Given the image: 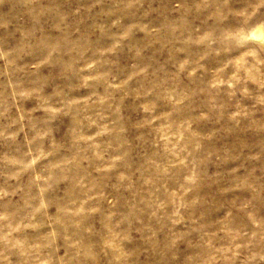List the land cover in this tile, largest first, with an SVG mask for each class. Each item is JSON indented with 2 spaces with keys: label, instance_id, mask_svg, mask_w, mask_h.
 <instances>
[{
  "label": "rangeland",
  "instance_id": "obj_1",
  "mask_svg": "<svg viewBox=\"0 0 264 264\" xmlns=\"http://www.w3.org/2000/svg\"><path fill=\"white\" fill-rule=\"evenodd\" d=\"M0 264H264V0H0Z\"/></svg>",
  "mask_w": 264,
  "mask_h": 264
}]
</instances>
